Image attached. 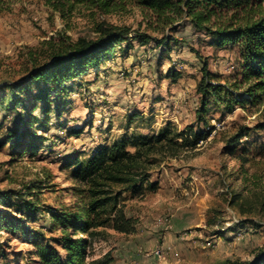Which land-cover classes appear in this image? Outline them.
Wrapping results in <instances>:
<instances>
[{
    "label": "rangeland",
    "instance_id": "rangeland-1",
    "mask_svg": "<svg viewBox=\"0 0 264 264\" xmlns=\"http://www.w3.org/2000/svg\"><path fill=\"white\" fill-rule=\"evenodd\" d=\"M101 22L127 26L131 36L145 32L151 40L143 45L132 39L129 48L123 42L62 90H53L48 114L42 111L43 101L33 99L36 87L16 109L8 98L2 101L9 90L5 85L23 76L31 54L44 50L47 40L94 38ZM157 23L133 2L108 14L79 7L68 20L48 0H20L0 12V191L12 196V205L0 209L21 222L16 229L0 230V264H36L34 252L46 243L65 254L56 241L59 231L51 229L50 213L73 201L67 160L75 155L86 159L101 146L166 126L182 130L192 125L209 135L195 148L155 157L148 170L155 191L121 194L126 215L136 219L135 230L152 232L157 246L152 255L160 245H170L152 260L187 256L188 264H249L264 249V103L247 101L230 109L209 101L208 124L197 121L203 62L223 82L233 81L241 77L238 47H216L185 17L167 27ZM168 36L175 39L155 41ZM173 72L180 74L175 80L169 76ZM32 106L33 112H27ZM30 114L29 132L21 135ZM242 126L248 131L236 151L227 152L225 141ZM13 130L18 135L10 138ZM16 139L19 147L13 145ZM24 199L37 208L19 210ZM116 234L100 229L90 239L89 258L112 256ZM144 257H152L151 249Z\"/></svg>",
    "mask_w": 264,
    "mask_h": 264
},
{
    "label": "trees",
    "instance_id": "trees-1",
    "mask_svg": "<svg viewBox=\"0 0 264 264\" xmlns=\"http://www.w3.org/2000/svg\"><path fill=\"white\" fill-rule=\"evenodd\" d=\"M18 1L0 0V12L9 10ZM132 2L162 27L185 17L195 30L210 36L216 47L237 45L242 58L240 78L223 82V78L208 70L207 62H203V75L197 86L201 95L198 122L208 124L205 113L209 101L217 107L224 105L230 109L235 104L245 105L247 101L251 105L264 103V0H48L50 7L64 20L70 19L79 7L108 14L124 11ZM131 31L127 26L101 22L94 38L73 40L60 35L56 41L47 40L44 50L31 54V63L24 68L23 76L5 85L9 90L3 94L2 101L8 98L9 107L16 109L24 105V95L36 87L39 93L33 99L40 98L44 103L42 111L48 114L53 90H62L67 81L96 66L100 58L112 53L123 42L126 41L129 48L132 39L143 45L151 40L145 32L136 31L131 36ZM169 39L175 38L168 36L155 41L164 43ZM169 76L175 80L180 74L173 72ZM34 108L32 106L27 112H33ZM30 116L24 122L21 135L29 132ZM248 129L242 126L227 138V152L236 151ZM17 135L13 130L9 137ZM208 135L209 132L196 130L192 125L182 130L166 126L155 134L133 135L101 146L86 159L75 155L67 160L65 166L71 169L74 182L73 201L50 213L51 229L59 231L56 241L65 254L46 243L34 252L36 264H110L113 258L109 252L90 259L88 246L100 229L111 228L123 234L134 232L136 219L126 215L121 194L129 192L131 197H136L146 191H155L157 183L149 181L148 173L155 157L162 153L176 154L180 148H195ZM20 142L13 140V145L19 147ZM11 197L9 191H0V206H11ZM24 208L33 211L37 205L31 199H24L19 210ZM20 226V220L0 209V230ZM79 233L83 236L79 237ZM249 264H264V249L259 250Z\"/></svg>",
    "mask_w": 264,
    "mask_h": 264
},
{
    "label": "crops",
    "instance_id": "crops-1",
    "mask_svg": "<svg viewBox=\"0 0 264 264\" xmlns=\"http://www.w3.org/2000/svg\"><path fill=\"white\" fill-rule=\"evenodd\" d=\"M116 233L117 241L115 248L112 250L113 261L111 264H148L149 260L151 261L149 264H188L186 261V259L189 260L187 256L165 261L161 259L160 262L152 260L153 257H156V255H152V250L157 247L154 236L151 234L152 232H139L134 230V232L129 234ZM166 236L168 238V234ZM166 244L160 246L165 247L164 245ZM168 246L170 247V245ZM147 249H151L152 256L148 259L144 257V251Z\"/></svg>",
    "mask_w": 264,
    "mask_h": 264
},
{
    "label": "built area",
    "instance_id": "built-area-1",
    "mask_svg": "<svg viewBox=\"0 0 264 264\" xmlns=\"http://www.w3.org/2000/svg\"><path fill=\"white\" fill-rule=\"evenodd\" d=\"M154 254L160 257L164 254V249L160 246V248H157L156 250H154Z\"/></svg>",
    "mask_w": 264,
    "mask_h": 264
}]
</instances>
